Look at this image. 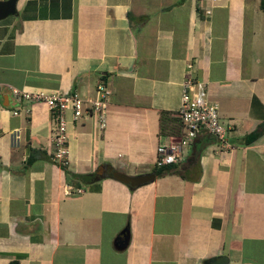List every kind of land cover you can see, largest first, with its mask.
<instances>
[{
	"label": "crops",
	"instance_id": "0c3cea01",
	"mask_svg": "<svg viewBox=\"0 0 264 264\" xmlns=\"http://www.w3.org/2000/svg\"><path fill=\"white\" fill-rule=\"evenodd\" d=\"M259 2L16 0L0 18V264H106L104 251L125 249L121 264H205L217 256L264 264ZM186 75L217 104L229 148L198 132L172 171L149 183L130 188L103 174L62 193L70 174L100 164L128 175L152 171L155 147L181 134L174 112ZM98 80L110 90L106 125L73 122L67 112L61 168L51 158L48 109L17 102L9 88L93 96ZM254 129L258 137L242 144ZM123 228L127 245L116 250Z\"/></svg>",
	"mask_w": 264,
	"mask_h": 264
},
{
	"label": "built area",
	"instance_id": "2783aa9c",
	"mask_svg": "<svg viewBox=\"0 0 264 264\" xmlns=\"http://www.w3.org/2000/svg\"><path fill=\"white\" fill-rule=\"evenodd\" d=\"M190 69L191 64L187 63ZM11 95L17 102H42L50 113L51 128L49 140L52 147L51 158L60 167L66 165V113L70 121H77L85 117H93L99 129L106 125L107 98L110 90L106 84L98 80L94 86L93 96H83L76 91L61 92L58 90H42L15 88L10 86ZM17 114L16 110L11 111ZM181 124V134L176 139L160 143L155 147L154 167L175 164L181 157L183 148L187 146L198 132L212 135L220 146L229 148L226 139L227 127L218 117L217 104L208 101L205 86L186 75L180 86L179 106L174 112ZM64 195L80 192V188L70 183L61 186Z\"/></svg>",
	"mask_w": 264,
	"mask_h": 264
},
{
	"label": "water",
	"instance_id": "95a60500",
	"mask_svg": "<svg viewBox=\"0 0 264 264\" xmlns=\"http://www.w3.org/2000/svg\"><path fill=\"white\" fill-rule=\"evenodd\" d=\"M16 0H2L0 1V18L7 14H12L15 11ZM103 174H107L110 177L126 184L130 188L138 187L146 183L151 182L154 179V173L152 171L140 173L136 175H128L118 170L112 169L107 164H100L95 170L96 178H100ZM128 232L126 228H123L113 239V246L116 250H121L127 245ZM205 264H226L224 256H217L215 258H209Z\"/></svg>",
	"mask_w": 264,
	"mask_h": 264
},
{
	"label": "trees",
	"instance_id": "16d2710c",
	"mask_svg": "<svg viewBox=\"0 0 264 264\" xmlns=\"http://www.w3.org/2000/svg\"><path fill=\"white\" fill-rule=\"evenodd\" d=\"M259 7L261 9H264V0H260L259 2ZM141 20H144V18H141ZM259 128V127H258ZM260 134V129H254L245 135L242 136L241 141L242 144H248L254 141L258 135ZM65 167V166H64ZM61 167V168H64ZM173 167V164L167 165V166H162V167H154L152 168V172L154 173L155 176L171 172V168ZM71 180L69 183L72 184L73 186H76L75 184H83L85 186H88L89 184H93L96 182L99 178H96L95 172H89V173H75V174H70ZM9 264H16L15 262H11Z\"/></svg>",
	"mask_w": 264,
	"mask_h": 264
},
{
	"label": "rangeland",
	"instance_id": "374dc122",
	"mask_svg": "<svg viewBox=\"0 0 264 264\" xmlns=\"http://www.w3.org/2000/svg\"><path fill=\"white\" fill-rule=\"evenodd\" d=\"M141 188V187H140ZM129 254V249H125L123 251L114 252V251H104L103 259L107 263H110L111 261L116 262V264H121L122 261H126V256Z\"/></svg>",
	"mask_w": 264,
	"mask_h": 264
}]
</instances>
